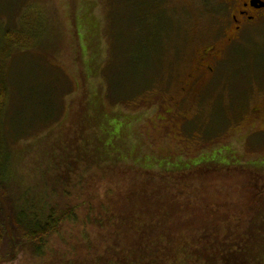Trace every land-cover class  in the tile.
I'll list each match as a JSON object with an SVG mask.
<instances>
[{
    "label": "rangeland",
    "instance_id": "obj_1",
    "mask_svg": "<svg viewBox=\"0 0 264 264\" xmlns=\"http://www.w3.org/2000/svg\"><path fill=\"white\" fill-rule=\"evenodd\" d=\"M131 1L123 12L128 16L132 10L147 14L145 6L154 10L159 0ZM236 1L162 0L163 14L153 11L158 17L155 27L141 21L143 25L135 28L152 29L150 35L145 33L143 56L134 45L133 58L121 60L128 76L135 74L110 85L103 71L114 45L110 33L115 29L112 13L118 11L117 0H0V61L6 65L10 87L8 199L15 213L28 207L21 195L35 191L23 188H35L46 155L58 151L55 141L62 132L78 135V150L83 152L72 182L59 191L67 196L51 201L59 217L74 209L78 221L65 222L49 240L47 254L39 257L10 220L12 241L3 212L8 244L0 247V264H62L71 250L86 263L120 248L112 229L116 222L95 223L91 209L101 210L105 218L130 211L129 204L143 196L172 189L173 184L165 182L168 178L159 175L185 173L175 186L180 196L197 182L209 183L210 177L219 175L228 183L234 178L235 186L258 191H233L241 198L229 202L217 195L221 201H215L216 206L229 213L232 226L236 219L258 217L264 203V195L259 196L264 194V20L235 36L229 25ZM129 25L133 27L131 21ZM159 29H173V34L163 38L162 58L153 65L160 51ZM211 49L218 52L216 58L203 60ZM150 66L154 70L146 78H133ZM207 66L213 70L207 71ZM87 115L95 120L94 145L81 147L87 132L79 125L87 126ZM229 164L248 170L222 173L229 172ZM124 202L129 204L121 207ZM261 207L264 210V204ZM17 234L27 248L22 252L16 247Z\"/></svg>",
    "mask_w": 264,
    "mask_h": 264
},
{
    "label": "trees",
    "instance_id": "obj_2",
    "mask_svg": "<svg viewBox=\"0 0 264 264\" xmlns=\"http://www.w3.org/2000/svg\"><path fill=\"white\" fill-rule=\"evenodd\" d=\"M131 2L133 1L117 0L119 3L118 11L112 13L114 28L118 29V32L113 29V32L110 33L116 50L113 45L110 49V62L106 64L103 71V78L109 80L110 85L114 83L116 78L123 79L135 74L132 73L128 76V67H124V64L121 63V60L133 58L130 54H133L131 51L134 45H139L140 51L138 52L142 56L144 54L145 33L150 35L152 29L135 28L143 25L141 21L151 22L150 28L155 27V21L157 22L158 17L153 14V11L163 14V10L159 9L162 0H159L154 1V10L150 4L148 7L145 6L147 14H137L132 10L128 16L127 13L124 14L123 12ZM136 3L134 2V4ZM148 8H151L152 11L150 12ZM166 20L168 19L166 18ZM130 21L133 25L132 28L129 25ZM172 30L159 29L158 44L160 51L157 52L159 53L158 56L153 57V65L154 60L162 58V40L164 37L167 40L166 37L169 35V38L173 34ZM11 35V32L6 34V38L9 40L7 42H10ZM12 40H14L13 37ZM142 56L136 57L142 58ZM152 70H154L152 66L146 69L144 73L135 70L137 77L133 78H138L141 81ZM113 92L114 89L110 95ZM9 97L10 87L6 65L0 61V195L6 200L11 210L10 220L13 229L22 234L28 248L32 246L36 254L42 257L48 252L49 240L60 233L62 225L67 221L75 219L78 221L79 217L74 209H69V214L65 215L66 218L64 216L59 217L58 211L55 208L51 209V201L55 199L57 202H61L63 200L60 196L63 198L67 196L59 194V191H65V188L72 182L73 178L71 177L77 173L78 163L82 164L83 159L81 157L80 160V156L83 155V152L78 150V135L69 136L65 134V131L62 132L59 136L61 137L59 142L55 141L58 151L55 150L47 155L45 153L48 159H44L43 169L36 176L35 188L33 190L27 189V187L23 188L24 191L35 192L32 196L30 193L27 197L21 195V202L26 199L24 204L28 207L17 215L11 199H8V183L11 182L10 174L12 173L10 162V145L12 143L7 135L9 122L7 120L8 113H6ZM86 118H88L87 126H84V122L79 125L80 129H85L87 132L82 136V140L84 141L85 137L86 141L81 144V147L82 145L87 147L89 142L94 145L92 133L95 129V120L90 115H87ZM104 153L107 154L105 151ZM47 163L49 166H46ZM95 167L99 168V165L95 164ZM236 167L233 169L229 166V172L223 169L222 173H234L243 168L242 165ZM217 171L221 173V170ZM185 175L183 172L170 176L159 175L164 180L168 178L165 182L168 181L169 184H173L172 189L150 193L143 196L140 202L130 204L124 202L121 207L124 204H129L131 206L130 211L113 212L112 216L105 218L106 214L103 215L101 210L97 213V210L92 208L90 213L93 214L95 223L104 226L116 222V228L113 227L112 229H116L115 239L120 248L113 247L111 249L113 251L106 250L98 257H91V260H87L86 263L83 262L81 255H78L80 257H73L74 253L71 250L61 259L62 264H264V235H261L263 234L262 228H264V210L261 206L264 203L259 207L258 217L246 221L236 219L235 226L228 224L229 213L224 214V211L215 204V201H221L222 198H227V202L235 199V197L241 198L239 194L236 195L233 191L258 190L235 186L236 180L234 178L230 179L232 183L222 182L220 181L222 177L217 175L216 178L210 177L209 183L197 182V187L195 185L188 187L183 197L179 195V190L176 191L175 186L182 182ZM179 178L182 179L179 181ZM226 178H228L227 175ZM228 191H232L231 194L229 193L230 196ZM217 195L220 199L215 197ZM263 195V192H259L260 197ZM101 209L106 210L103 206ZM21 234L15 236L16 247L20 248V252L26 248L25 244L19 243ZM7 239L3 211L0 205V247L2 246V249L7 248Z\"/></svg>",
    "mask_w": 264,
    "mask_h": 264
},
{
    "label": "flooded vegetation",
    "instance_id": "obj_3",
    "mask_svg": "<svg viewBox=\"0 0 264 264\" xmlns=\"http://www.w3.org/2000/svg\"><path fill=\"white\" fill-rule=\"evenodd\" d=\"M253 1H259L264 4V0H243V1L237 0L235 9L234 10L230 9L232 12V15L230 16V25H229L230 28L229 29H233L235 36L241 33L244 29L255 26L256 23H258V21L264 20V7H261V8L253 7L251 5V2ZM217 53L218 52H216V54ZM216 54H215V49H211V51H206L203 54V60H206L208 58L214 59L217 56ZM206 70L210 72L213 69L212 67L207 66ZM195 84H196L195 82H192V85H195ZM235 164L233 165L236 166ZM229 165L230 167H234V166H231V164ZM229 165H225V168L226 169L229 168Z\"/></svg>",
    "mask_w": 264,
    "mask_h": 264
},
{
    "label": "water",
    "instance_id": "obj_4",
    "mask_svg": "<svg viewBox=\"0 0 264 264\" xmlns=\"http://www.w3.org/2000/svg\"><path fill=\"white\" fill-rule=\"evenodd\" d=\"M251 5L253 7H264V4L262 2L259 1H253L251 2ZM0 205L3 209L4 212V216H5V224H6V229L8 231V235L9 237L12 239V241H14L15 239H13V232L11 230V225H10V209H9V205L6 202V200L0 195Z\"/></svg>",
    "mask_w": 264,
    "mask_h": 264
}]
</instances>
